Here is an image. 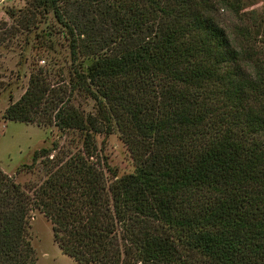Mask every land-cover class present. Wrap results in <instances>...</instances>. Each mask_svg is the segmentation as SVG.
Wrapping results in <instances>:
<instances>
[{"label":"trees","instance_id":"trees-1","mask_svg":"<svg viewBox=\"0 0 264 264\" xmlns=\"http://www.w3.org/2000/svg\"><path fill=\"white\" fill-rule=\"evenodd\" d=\"M34 2L66 30L73 67L30 74L2 118L81 146L33 153L45 175L31 195L0 170V264L35 263L31 210L77 264H264V10L238 47L215 18L228 0ZM113 131L133 163L120 177L94 142Z\"/></svg>","mask_w":264,"mask_h":264},{"label":"rangeland","instance_id":"rangeland-1","mask_svg":"<svg viewBox=\"0 0 264 264\" xmlns=\"http://www.w3.org/2000/svg\"><path fill=\"white\" fill-rule=\"evenodd\" d=\"M228 1L232 7L218 6L215 18L232 45L237 43L241 47L238 30L252 29L253 18L264 10V0ZM34 3V0H0V12L4 14L0 16V170L12 177L28 195H31L30 187L38 185L45 175L40 159L27 169L33 153L54 144L56 150L50 157L55 155L56 160L64 161L81 146V137L75 131L61 132L54 126L9 122L2 118L6 107L24 92L30 74L42 69L52 83L66 79L73 67L66 30L51 10L37 8ZM249 48L259 51L258 40L254 37ZM72 104L83 114L94 111L93 101L84 95H75ZM94 142L97 155L117 177L133 171L132 160L116 131L97 135ZM28 235L35 255L34 264H77L59 251L52 241L50 224L36 210L29 214Z\"/></svg>","mask_w":264,"mask_h":264},{"label":"clouds","instance_id":"clouds-1","mask_svg":"<svg viewBox=\"0 0 264 264\" xmlns=\"http://www.w3.org/2000/svg\"><path fill=\"white\" fill-rule=\"evenodd\" d=\"M4 14L2 12H0V16H3ZM5 19H7V17H5Z\"/></svg>","mask_w":264,"mask_h":264}]
</instances>
